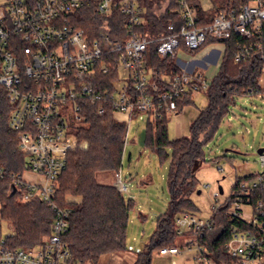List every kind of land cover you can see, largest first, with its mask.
<instances>
[{
    "label": "built area",
    "instance_id": "built-area-1",
    "mask_svg": "<svg viewBox=\"0 0 264 264\" xmlns=\"http://www.w3.org/2000/svg\"><path fill=\"white\" fill-rule=\"evenodd\" d=\"M91 5L102 17L121 16L127 39L113 41L103 31L98 39L90 40L77 27L75 15ZM176 5L183 25L176 31L173 22L168 24V34L157 45L162 58L175 55L181 46L195 51L209 39L226 40L232 35L248 42L238 45L237 63L249 61L264 46V0L231 7L205 26H198L196 10L187 0H177ZM145 13L142 0H6L1 7L0 88L10 107L9 127L27 160L26 170L13 175L14 189L23 203L38 201L48 206L54 220L50 235L32 249L11 248L7 240L12 235H1L0 264H77L64 242L70 210L58 204L57 192L68 154L88 147L76 132L86 121L89 105L97 106L100 116L107 108L113 110L115 118L128 125V132L133 119L155 121L162 110L171 118L177 113L176 100L209 88L204 73L196 71L182 70L167 80L165 90L152 80L145 59L154 40L140 31L146 24ZM105 55L117 56L120 77L115 88L100 91L94 79L97 72L111 70L102 61ZM69 111L72 123L67 118ZM259 162L262 171L234 184L223 204H219L222 194H214L213 213L227 205L226 216L233 222L223 243L229 264H264V201L259 196L264 191V153ZM28 174L34 179H28ZM5 176L0 166V180ZM115 178L118 190L126 193L121 171ZM175 225L185 242L159 250L160 255L173 258L191 253L188 261L192 264H219L201 239L214 227L212 217L182 213Z\"/></svg>",
    "mask_w": 264,
    "mask_h": 264
},
{
    "label": "trees",
    "instance_id": "trees-1",
    "mask_svg": "<svg viewBox=\"0 0 264 264\" xmlns=\"http://www.w3.org/2000/svg\"><path fill=\"white\" fill-rule=\"evenodd\" d=\"M187 1L196 10L198 26L208 25L216 15L248 2L211 0L212 8L206 10L202 0ZM176 2L177 0H142L146 7V24L140 31L154 40L148 47L145 65L151 72L152 80L162 90H165L168 79L182 72L177 64V53L167 58H162L157 53L158 40L168 34V24L173 22L176 31H180L183 25ZM75 22L92 41L98 39L103 31L109 32L113 41H123L128 36L123 29L124 19L121 16L102 17L94 5L81 9L75 15ZM247 43L246 38L232 35L226 40L209 39L195 51L181 46L180 50L191 56L212 44H223L226 50L218 75L205 91L208 105L199 111L197 118L191 123L189 136L170 140V117L163 110L160 112L161 117L146 123V147L160 159L166 157V148L172 150L168 177L170 203L168 210L158 217L156 230L149 242L135 255L132 264H152L154 252L178 246L180 238L175 219L182 213L196 215V207L192 201V195L199 192L195 170L205 162V146L214 139L238 98L258 97L264 92L261 86L264 46L249 61L236 62L240 51L238 45ZM116 59V55L103 57L102 61L108 63L111 70L108 74L97 72L94 79L98 90L117 86L120 74ZM192 99L193 96L188 95L176 100V114L193 104ZM9 113L6 92L0 88V166L6 172L5 178L0 180V216L15 233L7 240L8 245L11 248L32 249L43 244L50 235L54 213L38 201L23 203L18 192L12 195L13 175L26 170L27 160L19 150L16 133L9 127ZM127 128L128 125L119 122L110 108L100 116L98 107L89 105L86 121L76 132L77 137L87 142L88 147L68 154L67 168L59 180L57 202L62 208L70 210V228L64 242L77 264H100L104 256L127 250V227L133 201H126L115 183L100 181L103 175L114 174L116 177L121 171ZM252 177V174L237 177L235 184ZM259 196L264 201L263 190L259 191ZM227 209L228 206L225 205L213 213L214 227L201 237L219 264L231 262L223 248L224 240L233 227V222L226 216ZM1 235L0 229V237Z\"/></svg>",
    "mask_w": 264,
    "mask_h": 264
},
{
    "label": "rangeland",
    "instance_id": "rangeland-1",
    "mask_svg": "<svg viewBox=\"0 0 264 264\" xmlns=\"http://www.w3.org/2000/svg\"><path fill=\"white\" fill-rule=\"evenodd\" d=\"M5 2L6 0H0V16L1 7ZM202 4L206 8L211 6L209 0H202ZM213 49L223 51V46L220 44L207 46L195 56L179 53L177 61L179 63L202 60ZM221 62L219 58L218 64L211 65L207 70L204 69L209 86L218 75ZM121 74L122 76L127 75L126 72H121ZM261 86L264 88V75ZM205 91L193 95V104L184 108L183 112L171 116L168 122L170 140L190 135L191 123L197 118L199 111L208 105ZM67 118L72 123V111L67 113ZM126 136L121 173L122 181L128 191L123 193V196L126 201H133L127 227V250L125 252L128 261L114 258V262H110L109 258L104 257L101 261L104 262L103 264L105 262L106 264H132L133 257L141 252L149 242L156 230L158 217L168 210L170 203L168 177L172 150L169 147L166 148V157L160 159L155 152L146 147L145 121L133 119ZM263 148L264 95L262 97H240L221 123L214 139L205 146V162L195 170L198 181L197 191H200V194L195 192L192 195V201L198 217L203 219L212 217L213 207L216 204L214 194L220 192V188L223 194L219 204H223L230 196L237 177L254 175L262 171L258 150ZM218 166L222 170H219ZM27 176L30 180L34 179L33 175L28 174ZM100 181L116 183V178L114 174H107L101 176ZM0 229L3 237L15 234L9 223L2 220L1 216ZM184 242L185 239L180 238L178 245ZM192 256L191 253H184L182 256L170 258L156 251L153 254L152 264H192L188 261Z\"/></svg>",
    "mask_w": 264,
    "mask_h": 264
},
{
    "label": "crops",
    "instance_id": "crops-1",
    "mask_svg": "<svg viewBox=\"0 0 264 264\" xmlns=\"http://www.w3.org/2000/svg\"><path fill=\"white\" fill-rule=\"evenodd\" d=\"M209 2L211 3V6L209 7H204L206 10H209L212 8V1L209 0ZM212 45H216V44H212ZM223 46V51H219V50H216V49H213V50H210L206 56L202 59V60H190L189 62H179L177 61L178 63V66L182 69V70H186V71H189V72H202L204 73V69L207 70L208 67H210L211 65H214V64H218L219 63V58H221V61H222V58H223V55L225 53V50H226V47L225 45L223 44H220ZM211 46V45H209ZM179 53H182V54H187L185 53L184 51L180 50L177 55ZM188 55V54H187ZM201 69V70H200ZM106 257L107 259L109 258V261L110 262H114L113 259L114 258H118V259H121V260H127V256H126V252L124 253H115V254H110V255H107V256H104ZM103 257V258H104ZM102 258V259H103ZM133 259H135V256L133 257ZM102 261V260H101ZM128 261V260H127ZM109 262V263H110ZM102 262H100L101 264ZM104 263V262H103ZM102 263V264H103ZM107 262H105L106 264ZM131 264V263H130Z\"/></svg>",
    "mask_w": 264,
    "mask_h": 264
},
{
    "label": "water",
    "instance_id": "water-1",
    "mask_svg": "<svg viewBox=\"0 0 264 264\" xmlns=\"http://www.w3.org/2000/svg\"><path fill=\"white\" fill-rule=\"evenodd\" d=\"M262 153H264V148L263 149H260V150H258V154L260 155V154H262ZM220 193L221 194H223V191H222V189L220 188ZM13 194H15V189L13 190V193H12V195ZM198 194H200V191L198 192Z\"/></svg>",
    "mask_w": 264,
    "mask_h": 264
}]
</instances>
